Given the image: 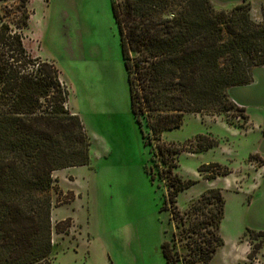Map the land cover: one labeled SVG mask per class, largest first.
Here are the masks:
<instances>
[{
    "label": "trees",
    "instance_id": "1",
    "mask_svg": "<svg viewBox=\"0 0 264 264\" xmlns=\"http://www.w3.org/2000/svg\"><path fill=\"white\" fill-rule=\"evenodd\" d=\"M10 2H18L20 23L7 19L16 12L0 14V264H51L54 174L88 166L91 142L69 108L59 70L32 57L24 45L29 0H0V5ZM112 8L132 114L145 145L156 146L153 160L164 167L162 178L176 204L179 193L195 184L175 172L178 156L211 150L217 141L198 136L178 147L163 135L181 128L186 115L228 116L238 110L230 90L251 85L254 71L264 68V5L262 23L252 19L248 0L221 11L211 0H113ZM199 172L208 180L230 173L219 164L203 165ZM225 209L223 191L212 188L184 213L198 218L188 230L198 235L191 262L210 264L224 246ZM174 219L184 225L177 208ZM69 224L58 223L57 232L68 233ZM162 253L167 264H175L171 242L163 243Z\"/></svg>",
    "mask_w": 264,
    "mask_h": 264
},
{
    "label": "rangeland",
    "instance_id": "2",
    "mask_svg": "<svg viewBox=\"0 0 264 264\" xmlns=\"http://www.w3.org/2000/svg\"><path fill=\"white\" fill-rule=\"evenodd\" d=\"M248 1L252 19L262 23L264 0ZM112 3L29 0L28 27L21 31L29 54L59 70L69 108L91 142L88 166L54 174L51 264H167L165 242H171L175 264H200L190 261L198 235L188 232L198 218L184 213L212 188L223 191L226 209L220 232L224 246L210 264H264V68L255 71L252 85L231 91L238 110L228 116L186 115L181 128L164 133L163 140L178 147L198 136L217 141L211 150L178 156L175 172L195 184L172 204L164 167L153 160L156 146L145 145L132 114ZM17 6L0 5L1 15L16 12L7 18L16 25ZM209 164L230 173L208 180L199 169ZM176 208L184 225L174 219ZM68 220V233H58L57 224ZM209 230L203 231L207 238ZM255 246L260 250L249 260Z\"/></svg>",
    "mask_w": 264,
    "mask_h": 264
},
{
    "label": "crops",
    "instance_id": "3",
    "mask_svg": "<svg viewBox=\"0 0 264 264\" xmlns=\"http://www.w3.org/2000/svg\"><path fill=\"white\" fill-rule=\"evenodd\" d=\"M213 5L215 6V8L218 10V11H221V10H231L233 9L236 5L240 4L243 0H211ZM252 1V0H251ZM254 10V8H253ZM259 69V68H257ZM256 69V70H257ZM262 69V68H260ZM255 70V71H256ZM255 71H254V74H255ZM253 84V83H252ZM251 84V85H252ZM250 86V85H249ZM246 87V86H245ZM233 89L230 90V96H231V91ZM232 97V96H231ZM233 99V98H232ZM234 100V99H233ZM236 102V100H234ZM237 104H239L238 102H236ZM241 105V104H239ZM242 106V105H241ZM244 108V107H243ZM245 109V108H244Z\"/></svg>",
    "mask_w": 264,
    "mask_h": 264
}]
</instances>
